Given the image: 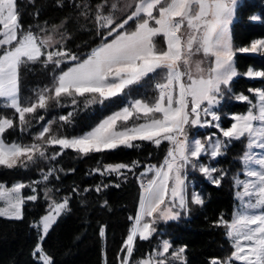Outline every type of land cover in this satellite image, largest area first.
<instances>
[{"label":"snow or ice","instance_id":"6c2138e0","mask_svg":"<svg viewBox=\"0 0 264 264\" xmlns=\"http://www.w3.org/2000/svg\"><path fill=\"white\" fill-rule=\"evenodd\" d=\"M239 0H138L135 10L121 22H116L112 14L103 15L102 5L98 6L96 22L98 29H107L102 44L93 49L84 60L63 49L48 52L45 63H53L60 67L63 60L75 61L72 67L53 78V88L40 91L38 98L30 104L21 103L19 96V68L26 62H36L45 55L42 46L50 45V39H39L32 32L21 33L14 0H0V25L4 31L0 33V103L9 107L19 115L21 125L29 121L26 114H32L37 109H46L50 100L59 103L62 96L75 97L91 95L87 103L100 102L122 94L130 86L139 84L157 70L163 72V80L155 85L158 96L154 103L135 100L130 107L115 113L103 120L92 131L80 137L66 138L47 135L50 126H44L35 139L40 143L30 145L7 144L2 139L6 129L13 127L11 119H0V165L12 169L17 166H27L37 155L45 157V145H58L64 149H72L82 155L92 152L100 153L113 150L119 146L133 147L134 141H152L159 146L162 140L168 141L170 147L164 162L159 167H149L153 173L146 183L141 184L139 208L132 221L128 235L123 241L121 251L126 255L121 264H129L134 252V242L147 240L155 231L157 219L175 220L180 216L176 211H187L185 199V180L183 172L189 164L199 167L201 174L211 178L214 169L198 165L197 161L204 153L216 158L232 140L247 138L248 151L244 162L251 159L253 149H260L262 156L255 160L260 171L249 169L245 176L247 180L236 179L237 186L243 188L238 193L243 197H255L254 201L245 205V211L238 213L231 222L220 220L219 225L226 227V235L232 240L233 251L229 261L237 264H264V91H258L259 102L252 104L245 114L233 115V123L226 130L221 129L224 141L210 142L207 146L200 140L189 142L185 132L186 125L196 126L201 123V113L205 117L211 115L213 120L219 117L213 111L219 103L224 90L238 75L234 63L235 49L233 47L229 26L233 22L234 12ZM131 5H129L130 7ZM113 9L116 5H112ZM158 13V14H157ZM135 20L134 30H126L129 21ZM19 33V34H18ZM162 36L166 50L157 47L156 37ZM107 37H113L110 41ZM264 50V40L252 43L250 48L239 51L256 53ZM203 52L205 58L212 57L207 69L197 62L193 72L191 57L193 53ZM183 66V67H182ZM249 77H261L264 73L248 71ZM238 99L244 101L247 97L241 95ZM134 114H143L152 118L145 123L130 127H119L118 121L125 124ZM154 114H160L156 117ZM71 116V113H69ZM138 118V117H137ZM42 120L43 117H40ZM60 120L68 122V117ZM205 124L208 121H204ZM218 126V125H217ZM56 153L51 157L55 159ZM135 163V162H134ZM131 167L125 164L107 166L105 172L120 173L121 169ZM51 173H49L50 175ZM103 174V173H102ZM48 177L45 176L46 180ZM217 186L220 181L213 180ZM23 184H16L11 189L0 188V201L6 207H0V216L11 219H22L23 197L20 196ZM99 191V186L97 187ZM26 199L35 200V196ZM192 204H203L200 196L193 194ZM50 210L41 220L34 224L40 231V239L49 232L57 218L68 210V201H53ZM249 210L258 214H249ZM101 236L104 229L100 230ZM171 245L164 241L158 255L160 259L151 257L138 261L137 264H171L168 257ZM182 247L171 253L173 260L183 264ZM34 254L41 264H52L51 258L37 244ZM211 264H222L213 260Z\"/></svg>","mask_w":264,"mask_h":264},{"label":"trees","instance_id":"16d2710c","mask_svg":"<svg viewBox=\"0 0 264 264\" xmlns=\"http://www.w3.org/2000/svg\"><path fill=\"white\" fill-rule=\"evenodd\" d=\"M108 0H15L20 32H32L39 39H48L53 33L63 39L62 43L48 48L42 46L41 56L36 62H26L19 68V96L24 105L34 102L45 88H53V78L61 70H67L71 60H63L59 68L53 63H45L46 54L63 49L83 60L92 50L102 44L107 29H98L96 12ZM102 14L112 11L111 5L103 6ZM114 17L118 12L113 9ZM129 12L116 22L126 19ZM259 15L260 22L251 21ZM236 20L231 27L232 43L236 48L250 45L256 39H264V0H243L236 9ZM135 22L130 21L126 30H134ZM113 37H107L110 41ZM3 49H0L2 54ZM235 66L242 74L248 69L264 73V52L258 56L235 55ZM232 97L245 96L255 102L256 90H264V76L248 79L238 76L233 80ZM140 86H132L124 95L100 102L87 103L91 95L75 97L62 96L59 103L50 100L46 109H37L26 114L29 121L21 125L19 115L0 103V119L13 121V127L2 134L5 143L13 142L30 145L40 143L35 137L44 126H50L47 135L73 138L91 130L104 119L124 107L130 100H137ZM250 103L225 101V110L231 114L244 113ZM71 113V116H69ZM68 117V122L60 120ZM40 117H43L41 120ZM231 120L224 118L223 126ZM133 147H117L104 152L82 155L72 149L61 151L59 146L45 145V157L37 155L27 166L9 169L0 165V183L15 181L25 183L22 219L0 217V264H40L35 260L34 249L38 244L39 231L34 224L48 212L53 202L68 201V210L51 226L41 241V248L51 258L52 264H121L126 250L121 251L132 221L139 208L142 173L149 167H159L168 152L165 143L155 146L150 141H134ZM243 141H233L224 148L222 154L211 159L212 181L206 182L199 174L195 176V190L203 204H192L187 187V211L179 210L180 216L172 221L159 223L155 232L147 240L137 239L129 264L153 255L159 251L161 240H168L171 247L168 257L171 264L179 261L171 258V253L184 248L185 264H211L215 260H229L233 247L226 235V227L219 225L221 219L229 222L235 206L234 177L242 171L241 157ZM55 159H51L53 155ZM206 158H202L206 163ZM135 162V163H134ZM125 164L131 167L120 173L105 172L107 166ZM49 173H51L49 175ZM103 173V174H102ZM48 178L45 180L44 177ZM99 186V191L97 187ZM35 196V200L26 199ZM104 229L101 236L100 230ZM163 258V257H160ZM157 258V259H160ZM237 264V263H233Z\"/></svg>","mask_w":264,"mask_h":264},{"label":"rangeland","instance_id":"374dc122","mask_svg":"<svg viewBox=\"0 0 264 264\" xmlns=\"http://www.w3.org/2000/svg\"><path fill=\"white\" fill-rule=\"evenodd\" d=\"M243 0H239V3H238V6L241 4ZM15 2V0H14ZM138 2V0H108V1H104V4L102 6H108L109 4L111 5V8H112V11L111 12H108L107 15L109 14H112L114 16V12H113V7L112 5H116V8L114 9L115 12L117 11L118 12V16L116 17V21L119 20L118 18L122 17L123 15H125L127 12H129L128 15H130L134 10H135V4ZM129 5H131L129 7ZM237 9V8H236ZM158 14V13H157ZM236 10L234 12V18H233V22H235L236 20ZM134 21V20H133ZM251 21L252 22H255V23H258L260 22V18H259V15L258 14H255L251 17ZM130 22V21H129ZM135 22V21H134ZM233 22L230 24L229 26V30H230V36H231V27H232V24ZM136 23V22H135ZM4 31L2 25H0V33H2ZM19 34V33H18ZM50 39V45L51 46H47L48 48H53L54 45L56 44H60L63 42V39H60V36H57L56 33H53L51 36H49ZM156 42H157V47L159 49H162V50H166V43L164 41V38L162 36H159V37H156ZM261 40H264V39H256L254 40L252 43L254 42H257V41H261ZM231 41H232V38H231ZM252 43L248 46H245V47H240V48H236L234 45V49H235V53H234V63H235V55L238 53V54H244V55H248V56H258L260 55L262 52H264V50L262 51H258L256 53H252V52H242V51H239L240 49L242 48H250V46L252 45ZM233 44V43H232ZM101 45V44H100ZM100 45H98L97 47H99ZM95 47V48H97ZM94 48V49H95ZM0 49H3L2 47H0ZM91 53V52H90ZM89 53V54H90ZM88 54V55H89ZM88 55L84 58L86 59L88 57ZM83 59V60H84ZM212 57H207L205 58L204 55H203V52H198V53H193L192 57H191V60H192V64H191V67H192V70L193 72H195V65L197 62L200 63L201 67L204 68V69H207L210 64H211V61H212ZM82 61V60H81ZM74 64L71 65V67L73 66ZM183 67V66H182ZM251 70L253 71L252 69H248L246 72L240 74L238 73V75L235 77L237 78L238 76H243L245 78H248V79H257V78H261V77H249L247 75L248 71ZM166 71V70H157V73L156 74H150L149 77H146L143 81H141L139 84H136V85H133V86H140V88L138 89V98L137 100H142L146 103H154L155 102V99L157 98L158 96V91L157 89L155 88V84L158 82V81H162L163 80V72ZM255 72V71H253ZM235 78L233 80H235ZM233 82V81H232ZM232 82L230 83V86L228 88H226L223 92V94L220 96L219 98V103L215 106V108L213 109V111L216 113V115L219 117L218 120H213L211 115L205 117L203 115V113H201V123L196 125V126H193L191 124L189 125H186L185 126V132L187 134V139L189 142H194L195 140H200L202 143H205L206 146L212 142L214 143L215 141L217 140H220V141H224L226 138L223 137L222 135V132H221V129H224L226 130L227 128H229L231 126V124L233 123L231 117L233 115H239V114H231V113H228V111L225 110V101L230 98L231 101H237V102H247V103H250L247 110L244 112V113H240V114H245L248 112L249 108L252 106V104H256L259 102V97H258V91H264V90H256L254 91L255 93V102L254 103H251L248 99L247 100H240L238 99L239 96H236V98L234 99L232 97V87H231V84ZM132 87V86H130ZM126 90V89H125ZM125 92V91H124ZM124 92L120 95H124ZM118 95V96H120ZM113 98V97H112ZM135 100L134 99H130L125 105L124 107H122L121 109L117 110L116 112H114L112 115H114L115 113L117 112H120L122 111L124 108L126 107H130L131 103L134 102ZM110 115V116H112ZM156 117H159L160 114H154ZM109 116V117H110ZM107 117V118H109ZM138 117V118H137ZM106 118V119H107ZM152 118V114H150L148 117H145L143 114H134L133 117L127 121V123L125 124V122L123 121H118V126L123 128L125 126L127 127H130V126H133L134 124L135 125H138V124H142V123H145L147 122L148 120H150ZM224 118H227L229 120H231L230 124L227 126V127H224L223 126V119ZM105 120V119H104ZM204 121H208L207 124L204 123ZM101 123V122H100ZM99 123V124H100ZM98 124V125H99ZM98 125H96L95 127H97ZM218 125V126H217ZM94 127V128H95ZM94 128H92L91 130L85 132L84 134L92 131ZM84 134H82L81 136H83ZM80 137V136H79ZM3 139V138H2ZM243 141V148H244V151H243V155L241 157V163H242V171H241V174L243 175L242 177H240L239 174H237L233 181H234V199H235V206H234V210H233V213H232V218L229 222H231L234 217L242 212V211H245V205L247 203H250L252 201H254L255 197H251V198H248V197H241L238 195V193H241L243 192V188L242 187H239L236 185L235 183V180L236 179H241V180H247V179H250L248 177L245 176V172L249 169H254V170H257V171H260L261 169L256 165L255 163V160L256 159H259L261 158L262 156V153H261V150L260 149H253L252 152H251V156H252V159L248 162V163H245L244 162V156H245V152L248 151L247 149V144H248V140L247 138H242L241 139ZM233 141H240V140H232L230 143H228L227 146L231 145V143ZM152 142V141H150ZM15 143V142H13ZM153 143V142H152ZM162 143H165L168 147V151L170 149V147H172V145L166 141V140H162L161 144ZM12 144V143H11ZM155 146H157L155 143H153ZM58 146V145H56ZM119 147H125V146H119ZM129 148V147H127ZM168 153V152H167ZM167 156V154H166ZM208 157V159L206 160V163L204 160H201L202 158H206ZM166 158V157H165ZM211 159H214L212 158L209 154L207 153H204L201 155V158L197 161V164L198 165H202V166H206L208 167L209 166V162ZM165 160V159H164ZM164 162V161H163ZM147 172L144 171L143 173ZM191 174L193 175H196V174H199L200 176H202V178L206 181V182H209V183H212V178H209L203 174H201V172L199 171V167H192L191 164H189L188 166L185 167L184 169V172H183V177H184V180H185V199L187 198V187L189 188L190 190V197H192L193 194H196L198 195V193L193 190V186H194V183H195V176H191ZM153 175V173L151 172H148V174L146 176H142L143 180L146 179V178H151V176ZM147 180H144L143 183H146ZM16 184H23L25 186H27L25 183H22L20 181H15V182H12L10 184H7V183H0V188L2 189H11L13 186H15ZM23 189L21 190L20 192V196L23 197ZM199 196V195H198ZM24 198V197H23ZM65 200V199H64ZM63 200V201H64ZM0 207H6V204L4 201H0ZM50 210V208H49ZM48 210V211H49ZM181 209H179V206L177 205V208H176V211H179ZM48 213V212H47ZM46 213V214H47ZM45 214V215H46ZM249 214H258L257 212H253L251 210H249ZM2 218H8L7 216H0ZM59 218V217H58ZM57 218V219H58ZM8 219H11V218H8ZM41 220V219H40ZM166 220H163V219H157V222L156 224L154 225V228H156V226L161 223V222H165ZM167 221H172V220H167ZM38 223V222H37ZM39 231V230H38ZM155 232V231H154ZM153 232V233H154ZM152 233V234H153ZM152 236V235H151ZM150 236V237H151ZM149 237V238H150ZM229 238V237H228ZM41 239H40V231H39V239H38V244H41ZM164 241H168V240H161L160 242V249L159 251L162 250V245H163V242ZM231 241V244H232V240ZM169 242V241H168ZM170 244V243H169ZM37 246V245H36ZM41 246V245H40ZM35 250V249H34ZM159 251L157 252H154L153 255H150L149 257H151L153 260L157 259V258H160V256L158 255ZM34 257H35V260L38 261L40 264L41 262L39 261L38 259V256L36 254H34ZM149 257H146L144 259H147ZM143 260V259H141ZM140 260V261H141ZM233 263H237L235 261H229V264H233ZM178 264H181V262L179 261ZM183 264H185V261H184V258H183Z\"/></svg>","mask_w":264,"mask_h":264}]
</instances>
